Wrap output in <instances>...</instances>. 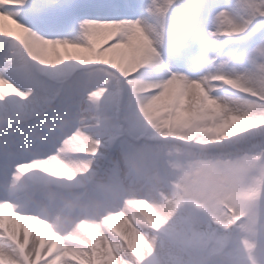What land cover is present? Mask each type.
<instances>
[{"label":"snow or ice","instance_id":"6c2138e0","mask_svg":"<svg viewBox=\"0 0 264 264\" xmlns=\"http://www.w3.org/2000/svg\"><path fill=\"white\" fill-rule=\"evenodd\" d=\"M0 264H264V0H0Z\"/></svg>","mask_w":264,"mask_h":264},{"label":"bare ground","instance_id":"6f19581e","mask_svg":"<svg viewBox=\"0 0 264 264\" xmlns=\"http://www.w3.org/2000/svg\"><path fill=\"white\" fill-rule=\"evenodd\" d=\"M108 55H111L110 53Z\"/></svg>","mask_w":264,"mask_h":264}]
</instances>
